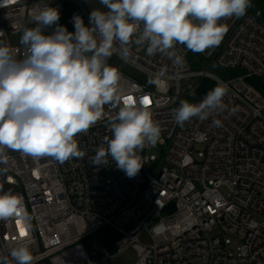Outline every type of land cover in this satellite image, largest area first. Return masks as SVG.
I'll use <instances>...</instances> for the list:
<instances>
[{
	"label": "built area",
	"instance_id": "1",
	"mask_svg": "<svg viewBox=\"0 0 264 264\" xmlns=\"http://www.w3.org/2000/svg\"><path fill=\"white\" fill-rule=\"evenodd\" d=\"M87 1L9 0L0 6V39L22 57L24 47L12 46L9 37L34 25L38 8L49 5L62 14L71 4L83 10L77 15L88 25ZM254 5L251 0L243 17L219 21L228 26L220 45L193 53L199 71L184 45L176 46L182 65L159 53L148 55L147 44L136 46L135 36L127 52L117 48L113 56L149 82L118 70L120 103L105 105L97 123L76 137L83 158L61 164L5 149L0 185L22 198L28 214L0 220V264H15L10 252L21 245L29 247L31 264H114L129 250L137 255L133 264H264V93L250 83L264 91V20L253 14ZM73 16L67 20L71 27ZM204 81L212 84L198 97ZM218 82L229 89L227 109L237 111L178 125L172 110L182 100L199 103ZM127 97L146 107L161 128L155 145L138 150L144 165L132 178L114 161L91 164L95 150L107 147L109 122ZM215 119L221 126L213 124ZM103 231L110 232L104 238L116 253L106 246L90 254L88 240Z\"/></svg>",
	"mask_w": 264,
	"mask_h": 264
},
{
	"label": "clouds",
	"instance_id": "2",
	"mask_svg": "<svg viewBox=\"0 0 264 264\" xmlns=\"http://www.w3.org/2000/svg\"><path fill=\"white\" fill-rule=\"evenodd\" d=\"M8 2L3 0L0 6ZM99 3L103 7L92 9L88 25L81 16L72 17L74 32L58 23V8H38L32 16L34 26L24 28L19 39L25 49L22 57L0 41V165H7L5 149L33 158L51 157L61 164L83 158L86 153L77 135L97 123L105 105L121 101L120 73L108 64L117 48L127 52L135 36L136 44H147L148 55L159 53L182 65L178 44L192 53L219 46L228 31L219 21L243 17L251 6V0ZM228 91L227 85L218 82L199 103L182 100L172 110L175 122L183 127L193 118L204 121L225 112ZM212 122L221 126L218 119ZM109 128L111 137L103 140L107 147L95 150L91 164L107 165L111 160L127 177H135L144 165L138 150L159 141L160 126L146 107L124 99ZM27 214L22 198L0 185V220L23 219ZM10 255L15 264L33 260L27 245L12 248Z\"/></svg>",
	"mask_w": 264,
	"mask_h": 264
},
{
	"label": "rangeland",
	"instance_id": "3",
	"mask_svg": "<svg viewBox=\"0 0 264 264\" xmlns=\"http://www.w3.org/2000/svg\"><path fill=\"white\" fill-rule=\"evenodd\" d=\"M102 7L103 6L99 3V0H89L84 4V9L88 15H90L93 8H102ZM82 12L83 10L72 8L71 4H66V9L62 14H60V20L58 21V23L60 25L66 26L69 32H74L75 31L74 27L69 26L67 22L68 17L80 14ZM33 26L34 25H29L28 27H33ZM50 32H51V29L46 30V34H49ZM21 34L10 36L9 43L12 46H19L20 45L19 39H20ZM0 41H2L4 44H7V41L5 39H0ZM134 41H135V38H134ZM142 45L143 44H140V45L136 44V46H142ZM108 64L116 67L123 74L129 77H132L133 79H137L141 83L146 84L149 82L145 76L141 75L137 70L125 64L124 62H120L119 59L113 55L108 59ZM197 148L202 149L201 146H197ZM155 154L158 155L159 153L155 151ZM221 191L223 193L226 192L224 188ZM129 229H130V226L126 228V230H129ZM109 234H110L109 231H103L101 233H97L95 236L90 238L87 242L88 252L90 254H96L97 251L102 250L103 248L107 246L111 254H115L116 252H115L114 246L107 244L104 238V235H109ZM237 245H238V241L236 239H233V248H235ZM136 259H137L136 253L132 250H129V251H126L125 254L119 256L116 259L114 264H133V262L136 261Z\"/></svg>",
	"mask_w": 264,
	"mask_h": 264
},
{
	"label": "trees",
	"instance_id": "4",
	"mask_svg": "<svg viewBox=\"0 0 264 264\" xmlns=\"http://www.w3.org/2000/svg\"><path fill=\"white\" fill-rule=\"evenodd\" d=\"M252 12L253 14L257 17V18H261L264 20V0H256L255 1V5L252 8ZM220 74H222L224 77L226 76V73L219 71ZM231 75L235 74L237 75L236 72H229ZM251 84H253L254 86H256L262 93H264V91L257 86L256 82L251 80L250 81ZM212 83L210 81H204L203 85L201 86L199 92H198V97H201L208 89V87L211 85ZM114 239V236H112ZM112 239V241H114ZM45 264V263H43Z\"/></svg>",
	"mask_w": 264,
	"mask_h": 264
},
{
	"label": "water",
	"instance_id": "5",
	"mask_svg": "<svg viewBox=\"0 0 264 264\" xmlns=\"http://www.w3.org/2000/svg\"><path fill=\"white\" fill-rule=\"evenodd\" d=\"M189 59L192 62V68L194 70H197V71L201 70L202 66H201L200 62L195 59V56L193 53L189 54Z\"/></svg>",
	"mask_w": 264,
	"mask_h": 264
},
{
	"label": "snow or ice",
	"instance_id": "6",
	"mask_svg": "<svg viewBox=\"0 0 264 264\" xmlns=\"http://www.w3.org/2000/svg\"><path fill=\"white\" fill-rule=\"evenodd\" d=\"M125 99H132V97H127V98H125ZM142 103H144V104H148L149 101H148L147 99H145L144 101H142ZM18 223H19V222H18ZM25 234H26V233H25L24 229L21 228V235H25Z\"/></svg>",
	"mask_w": 264,
	"mask_h": 264
}]
</instances>
